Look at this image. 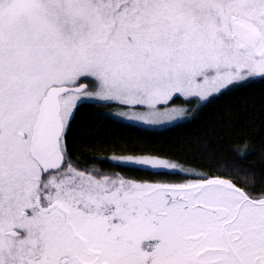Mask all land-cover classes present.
<instances>
[{
    "label": "snow or ice",
    "instance_id": "1",
    "mask_svg": "<svg viewBox=\"0 0 264 264\" xmlns=\"http://www.w3.org/2000/svg\"><path fill=\"white\" fill-rule=\"evenodd\" d=\"M0 264H264V0H0Z\"/></svg>",
    "mask_w": 264,
    "mask_h": 264
},
{
    "label": "trees",
    "instance_id": "2",
    "mask_svg": "<svg viewBox=\"0 0 264 264\" xmlns=\"http://www.w3.org/2000/svg\"><path fill=\"white\" fill-rule=\"evenodd\" d=\"M81 122L97 120V129L100 134L106 139L121 138L129 142H136L141 144H152L159 141L174 138L179 135H190L191 132L187 127L171 129L169 131L161 132L160 130H141L130 126H121L118 124H109L99 118H94L90 115V110L85 108L79 113ZM195 130V129H193ZM249 163H257L256 157H249Z\"/></svg>",
    "mask_w": 264,
    "mask_h": 264
}]
</instances>
